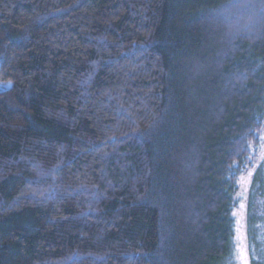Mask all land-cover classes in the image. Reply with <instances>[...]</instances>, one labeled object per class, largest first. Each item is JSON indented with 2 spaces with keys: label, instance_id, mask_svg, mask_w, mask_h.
<instances>
[{
  "label": "trees",
  "instance_id": "trees-1",
  "mask_svg": "<svg viewBox=\"0 0 264 264\" xmlns=\"http://www.w3.org/2000/svg\"><path fill=\"white\" fill-rule=\"evenodd\" d=\"M0 82V264H231L264 0H0Z\"/></svg>",
  "mask_w": 264,
  "mask_h": 264
},
{
  "label": "rangeland",
  "instance_id": "rangeland-1",
  "mask_svg": "<svg viewBox=\"0 0 264 264\" xmlns=\"http://www.w3.org/2000/svg\"><path fill=\"white\" fill-rule=\"evenodd\" d=\"M9 84L0 82V91L8 88ZM254 169L244 175H242L239 183V189L237 191L236 197L239 202V206L234 212V217L236 220V231L233 239V255L231 264H251V252L252 249L248 244L247 237V227H246V194L252 182V178L255 170L262 165L264 171V149L260 152L259 156L253 161ZM262 214V209L256 208ZM258 211V212H259ZM261 241L263 243L261 248V253L264 256V234L260 231ZM242 253V255H241ZM261 255V254H260ZM263 261V260H262Z\"/></svg>",
  "mask_w": 264,
  "mask_h": 264
},
{
  "label": "snow or ice",
  "instance_id": "snow-or-ice-1",
  "mask_svg": "<svg viewBox=\"0 0 264 264\" xmlns=\"http://www.w3.org/2000/svg\"><path fill=\"white\" fill-rule=\"evenodd\" d=\"M241 255H242V253H241Z\"/></svg>",
  "mask_w": 264,
  "mask_h": 264
}]
</instances>
